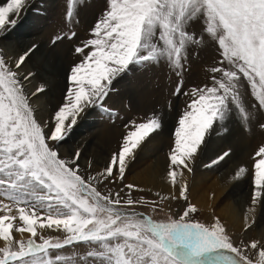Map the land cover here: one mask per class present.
<instances>
[{"label":"snow or ice","instance_id":"obj_1","mask_svg":"<svg viewBox=\"0 0 264 264\" xmlns=\"http://www.w3.org/2000/svg\"><path fill=\"white\" fill-rule=\"evenodd\" d=\"M78 3L71 0L67 17L73 16ZM26 7V0H8L0 6V30L14 26ZM198 19L203 20L199 36L189 31ZM74 36L73 32L69 39ZM90 36L75 48L81 60L70 68L65 102L55 111L47 132L48 124L36 118L24 86L35 73L21 72L35 46L14 64L0 52V240L4 242L0 264H75L72 257L55 251L73 243L91 247L87 256L93 264H264V244L254 240L235 246L219 217L210 226L190 219L197 212L194 204L189 203L178 218L155 220L122 210L119 193L105 195L98 190L104 181L124 179L134 150L162 127L159 117L133 122L118 152L95 175L80 173L79 149L66 160L55 147L88 107L111 111L103 108V101L113 91L114 80L130 66L165 62L180 78L173 94L189 98L175 128L166 176L173 188L179 184V198L187 201V180L178 182L177 176L193 171L190 164L205 135L216 127L227 131L233 118L247 126L257 113L264 114V0H107ZM205 36L216 43L220 59L210 68V84L185 92L187 50L203 44ZM44 90L41 85L31 95ZM246 91L252 97L250 106ZM259 127L264 130V122ZM255 155L259 158L251 173L246 230L254 222L248 217H254L255 206L264 204V146ZM248 171L241 167L234 178ZM124 203L132 206L139 201ZM17 219L21 224L15 232L30 233L27 241L13 236ZM38 228H55L66 235L63 240L41 235L42 242L37 243ZM248 247L258 250L255 261L244 254Z\"/></svg>","mask_w":264,"mask_h":264},{"label":"rangeland","instance_id":"obj_2","mask_svg":"<svg viewBox=\"0 0 264 264\" xmlns=\"http://www.w3.org/2000/svg\"><path fill=\"white\" fill-rule=\"evenodd\" d=\"M28 1L26 0V2ZM70 3L71 0H31L24 9V13H22L23 17H20L14 26L8 25L6 29L0 30V52H2L1 44H12L16 53H18L16 55H22L24 52L18 50L19 46L17 43L28 42L32 43V46H35V48L44 47L45 52L51 56L49 57L51 63L59 64V69L55 73L57 83L54 86L56 89L55 95L59 98L57 102H55L52 95H47L49 88L42 79L39 80L41 74L37 66L33 64L34 60L31 62L27 59L24 64V66L27 64L26 68H30L29 70L37 75L38 81L34 80L36 88L41 85L44 86L45 90L43 94L35 96H42L45 104L52 102L51 106L48 107L51 114L48 118L44 117L43 120V124H48V128L45 129L46 132L51 128L55 111L65 102V94L69 86L67 77L70 68L81 60V56L75 52V48L91 38V30L107 6V0H79V3L73 9V16L69 18L67 17V12ZM202 28L203 20L198 19L189 31H193L199 36L202 34ZM73 32L75 36L69 39V36ZM57 36L62 37V39L56 40L53 43L54 38ZM187 55V63L182 73L183 90L185 92L190 91L195 86H202L206 83L210 84L212 75L210 68L220 59L216 43L210 41L207 36H205L203 44L190 46L187 50ZM130 68V71H126L114 80L113 91L103 101V108L111 111H104L101 107H88L77 117V124L66 133L65 139L56 144L55 147L60 157L66 160L72 157L70 158L69 155L62 154L60 152L62 148L66 149L67 152L72 148L79 149L81 152L80 159H86L89 165H91L86 169H82L80 165L82 160L79 159L80 173L84 176L95 175L98 171L94 172L92 169L94 161L100 162V168L104 169L111 155L114 152H118L122 143V137L130 130L133 122L140 123L151 119L153 116L159 117L162 127L151 133L142 142L141 146L134 150V158L128 162L124 179L122 181H104L97 185V188L105 195L111 193L115 196L116 193H119V198L122 201L121 207L124 211H134L141 215L151 216L155 220H165L169 216L178 218L189 203L196 205L194 196L190 192L191 181H189L190 184L187 183L188 199L186 201L179 198L177 194H161L159 192V195H157L158 192L140 190L138 187L129 189L126 187L128 183L125 179L128 176L130 167L136 163L138 157L147 160L148 163L146 165L154 163L158 165L159 163L160 167L164 168L166 172L168 171L169 154L174 142L175 128L189 98L185 95L177 96L173 94L180 78L177 77L167 63H146L144 65L130 66ZM29 70L26 72H29ZM245 96L250 106L253 102L252 97L247 91ZM36 109L34 108V114L40 122L41 120L37 115ZM86 122L87 124L90 123V125H86ZM262 122H264V114L257 113L256 119L250 121L247 126L242 124L239 119L233 118L227 123V131L216 127L210 134L205 135L204 143L201 145V150L197 153L196 160L190 164L193 171L188 173L185 170L184 177L181 178L178 175L177 181L179 182L182 179L189 180V178L192 180L194 174L198 172L204 173L203 176L211 173L209 175L211 182L215 181L213 180L214 177L216 178L224 174L231 177L230 180L235 185H239L236 179H240V177L236 179L234 177H236L239 168L245 167L249 171L247 174L241 176L240 183L242 185L238 186L239 190L237 186L235 187L236 189L233 188L234 192L231 195L234 199L237 197L236 194L246 197V200H248L247 207H250L253 195L251 173L254 161L259 158L255 154L260 147L264 146V130H261L259 127V124ZM79 128H81V132H84L78 133L76 130ZM85 138L87 141L80 148L81 146H79L78 142H82ZM211 141L216 143L213 144ZM225 152H228L229 155L223 160H219L218 157ZM140 154L142 155L140 156ZM241 158H243V162ZM213 161H216V163H213ZM222 195L219 201L223 198ZM161 196L167 197V199L162 200ZM172 196L177 198L173 199L171 198ZM128 199L139 201V203L128 206L124 203ZM219 201L217 204L210 206L211 209L208 212H203L196 205L197 212L191 214L190 219L210 226L214 222V218L218 217L216 213L218 214L220 211L217 207ZM255 208L254 222L251 228L244 229L242 233H238L226 227L229 236L237 247H240L242 244L250 245L254 240L264 244V237L257 236V232L253 230L254 228L257 230L259 220L264 218V204L256 205ZM2 214L0 212V215ZM208 214L210 215L208 216ZM220 221L223 223L221 219ZM20 224L21 222L17 219L14 224L13 236L16 239L18 237V239L27 241L30 233L18 234L15 232V226ZM259 230L260 228H258ZM37 233L38 235L35 238L37 243L42 242L40 240L41 235L45 238H59L61 240L66 235L63 231L55 230V228L51 230H46V228L41 230L38 228ZM90 250L92 249L89 245L73 243L61 250L55 251L63 256L72 257L75 264H93V258L87 256V252ZM244 254L255 261L258 250L248 247L244 249Z\"/></svg>","mask_w":264,"mask_h":264},{"label":"bare ground","instance_id":"obj_3","mask_svg":"<svg viewBox=\"0 0 264 264\" xmlns=\"http://www.w3.org/2000/svg\"><path fill=\"white\" fill-rule=\"evenodd\" d=\"M29 1H31V0H29ZM29 1L26 2V4H28ZM7 3H8V0H0L1 6H6ZM22 11L23 12H21L20 15L18 17H16V21L20 17H23L22 13H24V9ZM17 45L19 46L18 50H22V52H26L29 49L33 48L32 43L30 44L28 42H25V43L24 42H18ZM1 48H2V53L4 54L6 60H8L10 63L14 64L16 59L20 56V55L19 56L16 55L18 53H16V50H14V46H12V44L11 45L10 44H7V45L1 44ZM49 57H51V56L49 54H47V52H45V48L40 47V48H35L34 52L28 58V61L32 62L34 60L33 64H35V66H37V68L39 69V72L41 74L39 77V80L42 79L43 82L46 84V86L49 88V90L47 91V93H48L47 95L48 96L52 95V97L55 99V102H57L59 100V98H58V96L55 95L56 89L54 88V86H55V83H57L56 78H55L56 77L55 73L59 69L58 68L59 64L56 65V63L55 64L51 63V60ZM26 65L22 66V69H21L22 74L28 73L26 71L30 69V68L27 69ZM29 72H31V70H29ZM37 79H38V77H37V75H35V78L33 77V79H31V80L25 81L24 86H25L26 92L29 94L30 103L33 104L35 109L37 108L36 109L37 115L39 116V119L42 121V124H43L44 123L43 122L44 117L48 118L49 115L51 114L48 107L51 106L52 102H50L49 104H45L43 102L42 96L31 95L32 93L35 92V88L37 87L34 84V80L38 81ZM58 95H59V93H58ZM168 122L170 123V121H168ZM86 125H90V123L87 124V122H86ZM76 131L78 133L84 132V131L81 132V128L77 129ZM106 140H108V139L106 138ZM85 141H87L86 138L82 142H78L79 146H81L80 148L83 147V143H85ZM211 142L213 143V141H211ZM215 143H213V144H215ZM76 150L77 149L72 148L71 150L69 149V151L67 152L66 149L62 148L60 150V152L62 154H65V155H69L71 158V157H73V154L76 152ZM88 152H89V149H88ZM71 153H72V155H70ZM206 154H207V152H206ZM141 155L142 154H140V156ZM244 155H242V156H244ZM143 159L144 158L138 157L136 163L130 167L129 172H128V176L125 179L126 182L128 184L134 185L135 187H138L140 190H146V191L158 192V193L161 192V194H175V195L177 194V195H179V186L177 185L176 188H173V186L170 184V181L166 178L164 179V177L167 176V172L165 171V169L160 167L159 163H158V165L156 163H154L152 165L151 164L146 165L148 163V161L143 160ZM80 160H82V159H80ZM142 161H144V162H142ZM241 161L243 162V158H241ZM80 165L82 166V169H86V168H88L89 163L85 159V160H82ZM137 165H139V166L141 165V166L136 167ZM240 165H242V163H240ZM92 169L94 172L103 170L102 168H100V162H96V161H94V164H92ZM203 174L196 172L194 174L192 180L190 178H189V180L186 179L187 183H189V181L192 182V186L190 185L191 186L190 192L192 193V196H194V202L196 203V205H198L200 210H202L203 212H208L211 209L210 206L217 204L219 201V198L221 197L222 193L224 192V194L222 195L223 198L219 201V204L217 206L220 211L218 214L216 213V215L223 221V224L225 225V227H227V229L229 228L231 230H235L238 233H242V231L245 229V217H246V214L248 213V209H249V207H247L248 200H246V197H244L242 195L236 194L237 197H235V199L232 198V195H231L232 192H234V189H236L235 188L236 186L238 189V186L242 185L240 183L241 177H240V179L235 178L237 180V183L239 184V185H237V184L235 185L234 182L232 180H230L231 177H228L224 174L217 176L216 178L214 177L213 178V180H215L214 182H211V180H209V178H210L209 175L211 173L209 175H205V176H203ZM201 176H202V179H201ZM211 176H213V175H211ZM232 179H234V178L232 177ZM225 192L227 193L226 195H225ZM218 208H216V209H218ZM209 215L210 214H208V216ZM248 220H249V222H251L253 220V217L249 216ZM258 223H259L258 228H260V230L258 231V228H257V230L255 228L253 230L255 232H257L256 233L257 236H263L264 237V218L262 220H259ZM46 230H51V229L46 228ZM23 234H26V233H23ZM17 235H16V237H17ZM17 239H18V237H17ZM3 243H4L3 241H0V247L3 245Z\"/></svg>","mask_w":264,"mask_h":264}]
</instances>
